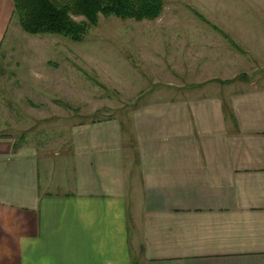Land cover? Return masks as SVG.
<instances>
[{
    "label": "crops",
    "instance_id": "1",
    "mask_svg": "<svg viewBox=\"0 0 264 264\" xmlns=\"http://www.w3.org/2000/svg\"><path fill=\"white\" fill-rule=\"evenodd\" d=\"M216 22L237 42H170L126 119L0 132V264H264V26Z\"/></svg>",
    "mask_w": 264,
    "mask_h": 264
},
{
    "label": "rangeland",
    "instance_id": "2",
    "mask_svg": "<svg viewBox=\"0 0 264 264\" xmlns=\"http://www.w3.org/2000/svg\"><path fill=\"white\" fill-rule=\"evenodd\" d=\"M207 1L163 0L150 20L100 15L80 41L27 33L13 16L0 43V132L49 144L64 138L73 122L126 119L167 86L173 68L163 61L175 49L170 42H237L216 21L225 28L238 20L239 38L244 24L255 32L264 26L262 0Z\"/></svg>",
    "mask_w": 264,
    "mask_h": 264
},
{
    "label": "trees",
    "instance_id": "3",
    "mask_svg": "<svg viewBox=\"0 0 264 264\" xmlns=\"http://www.w3.org/2000/svg\"><path fill=\"white\" fill-rule=\"evenodd\" d=\"M13 16L30 34H56L80 41L100 15L154 19L163 0H12ZM76 17H81L76 19Z\"/></svg>",
    "mask_w": 264,
    "mask_h": 264
}]
</instances>
